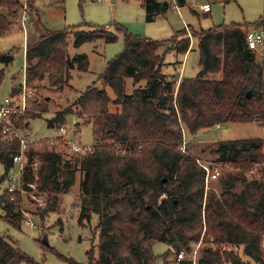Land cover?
I'll use <instances>...</instances> for the list:
<instances>
[{
	"label": "trees",
	"instance_id": "obj_1",
	"mask_svg": "<svg viewBox=\"0 0 264 264\" xmlns=\"http://www.w3.org/2000/svg\"><path fill=\"white\" fill-rule=\"evenodd\" d=\"M175 2L187 4V0ZM142 5L147 21L171 6L158 0H142ZM24 6L22 0H0V9H6L5 14L0 12V35L15 30ZM263 27L264 15L253 23L221 24L199 31L185 27L164 40L134 35L120 27L124 49L101 74L104 87L89 86L48 119L49 127L61 130L68 114L84 119L94 133L91 150L73 151L66 133L56 142L27 140L19 188L12 191L10 184L0 195L4 218L22 227L20 192L32 191L30 184H34L46 194L45 207L35 212L45 221L57 211L60 194L69 193L80 176L78 219L89 221V208L98 216V242L87 250L85 263L59 255L71 264H157L153 250L157 242L170 246L165 264H194V257L197 264H264V139L221 140L214 148L215 163L234 168L222 178L219 194L206 190L205 169L190 147L185 145L183 150L185 134L195 136L228 123L264 125V64L257 62V51L248 44V34ZM35 33L25 49L26 86L35 98L30 97L32 105L18 121L12 117L18 133L50 111L45 90L62 91L72 79V69H89L86 54L69 56L71 38L77 47L98 38L107 43L118 40L117 33L104 27L87 31L43 26ZM192 36L198 39V74L180 78V73H163L165 54L174 51L185 56L192 50ZM13 56L0 53V62L8 65ZM215 74L220 77L210 78ZM4 75L0 71V88ZM127 79L143 85L128 94ZM105 86L113 90L114 99ZM20 91L21 86L13 84L11 98ZM112 105L117 107L114 112ZM3 129L0 123V163L5 168L0 185L10 178L14 157L22 152L19 135ZM249 175L253 178L248 179ZM237 181L244 182L239 192L233 190ZM41 234L47 236L45 228ZM181 250L185 256L179 260ZM23 262L43 264L0 233V264Z\"/></svg>",
	"mask_w": 264,
	"mask_h": 264
},
{
	"label": "rangeland",
	"instance_id": "obj_2",
	"mask_svg": "<svg viewBox=\"0 0 264 264\" xmlns=\"http://www.w3.org/2000/svg\"><path fill=\"white\" fill-rule=\"evenodd\" d=\"M23 7L19 23L15 30L8 35H0V53H13V61L5 65L0 62V71L4 70V80L0 88V102L6 98H11L13 84L20 85L21 91L15 97L14 104L21 102L23 86L26 82V62L25 49L27 43L36 38V29L46 27L52 30L64 29L75 26L79 30H93V27H104L109 31L118 34V40L113 43H107L103 38H98L87 42L81 46L74 45V39L69 42L68 54L71 58L79 54H86L89 58V69L81 71L77 68L72 69V79L68 86L62 91L45 90L46 101L49 100L50 111L44 113L41 117L32 119L26 131L20 133L28 141L48 140L56 142L62 135L60 128L48 126V119L53 117L56 110L65 108L72 104L80 94L89 86L104 87L100 79L104 73L107 63L115 55L124 49V33L119 30L123 28L134 35L146 36L155 40L170 39L178 30L191 27L197 31L209 29L215 25L231 23H253L264 15V0H230L228 3L215 0H207L211 3L212 12L210 16H204L199 9V3L205 0H187V4L178 7L172 0H158L163 3H169L170 8L163 14L158 15L153 21H147L146 11L142 5V0H22ZM29 4L32 6L30 11ZM195 5V6H194ZM194 6V7H193ZM198 14H195L194 11ZM0 12L6 13V9L1 8ZM28 20L23 25V16ZM262 41L258 44L257 62L264 64V27L261 28ZM38 34V31H37ZM192 50L184 58L183 55H177L174 51H168L165 54V65L163 73L174 75L182 72L183 76L195 77L200 71V53L198 49V39L191 37ZM164 52V48L161 49ZM220 74L210 75V78H219ZM143 83L134 84L132 79L126 80V93L132 91ZM109 96L114 99L115 95L109 86H105ZM27 89L29 87L27 86ZM176 96V93L174 94ZM35 98L34 91L31 99ZM30 97L26 101V107L23 111L17 112L15 120L18 121L32 104L29 103ZM114 112L117 110L115 105L111 106ZM77 124H80L77 126ZM66 139L82 147H91L95 143L92 126L85 123L82 118H77L75 114H68L65 120ZM76 130V132H75ZM187 133V132H186ZM237 138H262L264 139V125L257 122L249 123H228L222 128L216 126L204 129L197 135H184V146L191 148L190 153L197 157L202 164L215 163L216 155L213 153L221 140ZM234 168L230 165H224L221 168V175L217 180L206 182V190L221 193L222 178ZM5 172V168L0 163V176ZM10 178L0 185V195L10 184L18 189L20 179V168L16 165L9 174ZM249 175L248 179H252ZM80 182L78 176L76 184L69 193L60 194L59 206L56 212L52 213L42 221L39 219V207L44 208L46 204L40 206L38 200H46V194L39 192L37 188L32 191L20 192L21 208L24 217V224L21 228L13 226L3 216V210L0 207V233L11 237L17 241L21 249L30 257L43 264H71L69 261L61 258L59 255L71 258L77 262L85 263L87 261V250L92 242H98V232L95 226L98 222V216L90 208L87 214L89 221L84 219L79 222L80 210ZM36 186V185H35ZM244 187L243 181H237L233 184L234 191H241ZM35 213V214H33ZM32 220L35 226L27 224ZM46 229L47 236L41 234V230ZM200 244L193 252L197 253ZM170 246L164 242L154 244V253L158 256L157 264H165L164 255L168 252ZM22 264H28L23 262ZM255 264V263H252Z\"/></svg>",
	"mask_w": 264,
	"mask_h": 264
},
{
	"label": "built area",
	"instance_id": "obj_3",
	"mask_svg": "<svg viewBox=\"0 0 264 264\" xmlns=\"http://www.w3.org/2000/svg\"><path fill=\"white\" fill-rule=\"evenodd\" d=\"M211 9H212V6L210 3H205L202 5V10L205 12H210ZM27 20H28L27 16L24 15L23 25H25ZM261 41H262V34L260 33V31L254 30L248 34V44L250 48L256 49L258 44ZM23 90L24 91L21 96V102L19 104L15 105L14 102L16 100L13 98H6L3 101V103L2 102L0 103V123L3 124V127H4L3 132L4 133L15 132L17 135H19L21 139V151L22 152L21 154L14 157V163L19 166L20 173L26 166V158H25L24 150L27 147L28 141L21 133H18L17 130H15L12 127V117L17 112L19 111L21 112L25 109L27 99L32 96V90L27 89L26 82L24 83ZM62 133L63 134L67 133V130L65 129V127H62ZM70 147L73 151H77V152L91 150V147H82V146H79L71 142H70ZM183 150H185V146H183ZM197 161L206 171L205 180L207 183H209V181H214L219 178V176L221 175V168H222L220 164L205 165V164H202L199 160ZM11 170H13V168ZM254 171H257V167L255 168ZM13 180L10 178V181H13ZM30 186L32 189L36 188L34 184H30ZM11 190L15 191L16 188H14V186L11 185ZM38 203L40 206H43L45 204V201L38 200ZM27 223L31 226H35L32 220H28ZM184 256H185V252L184 250H181L178 254V259L181 260L184 258ZM194 264H197L196 257H194Z\"/></svg>",
	"mask_w": 264,
	"mask_h": 264
},
{
	"label": "crops",
	"instance_id": "obj_4",
	"mask_svg": "<svg viewBox=\"0 0 264 264\" xmlns=\"http://www.w3.org/2000/svg\"><path fill=\"white\" fill-rule=\"evenodd\" d=\"M172 2H173V4L175 5V7L178 9V7H180V6H178L177 4H176V2H175V0H172ZM205 3H210L209 1H207V0H205V1H201L199 4V9L203 12V15L204 16H210V13L212 12V10L213 9H211V11L210 12H205V11H203L202 10V5L203 4H205ZM195 6V5H194ZM193 6V7H194ZM194 11V13L195 14H198V12L197 11H195V10H193ZM207 14V15H206ZM186 27V26H185ZM188 54V53H187ZM187 54L184 56V58L187 56ZM183 77V74H182V72H180V78H182ZM223 125H225V124H220V125H217L216 127H218V128H222L223 127ZM75 132H76V130H75Z\"/></svg>",
	"mask_w": 264,
	"mask_h": 264
},
{
	"label": "water",
	"instance_id": "obj_5",
	"mask_svg": "<svg viewBox=\"0 0 264 264\" xmlns=\"http://www.w3.org/2000/svg\"><path fill=\"white\" fill-rule=\"evenodd\" d=\"M206 15H207V14H206ZM177 247H178L177 244H174V245H173V248H174V249H176Z\"/></svg>",
	"mask_w": 264,
	"mask_h": 264
}]
</instances>
